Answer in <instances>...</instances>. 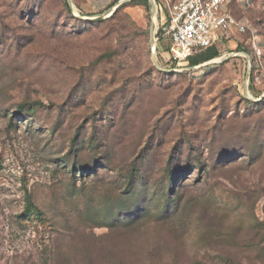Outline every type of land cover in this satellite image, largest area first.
Returning <instances> with one entry per match:
<instances>
[{
    "label": "rangeland",
    "instance_id": "374dc122",
    "mask_svg": "<svg viewBox=\"0 0 264 264\" xmlns=\"http://www.w3.org/2000/svg\"><path fill=\"white\" fill-rule=\"evenodd\" d=\"M177 1L0 0V264H264V0L195 69Z\"/></svg>",
    "mask_w": 264,
    "mask_h": 264
},
{
    "label": "built area",
    "instance_id": "2783aa9c",
    "mask_svg": "<svg viewBox=\"0 0 264 264\" xmlns=\"http://www.w3.org/2000/svg\"><path fill=\"white\" fill-rule=\"evenodd\" d=\"M231 0H178L170 8L168 19L155 27L154 40H168L169 49L165 59L170 64H189L192 56L219 45L234 28L246 32L250 27L244 19L231 14L228 4ZM246 8L253 6L252 0H244ZM264 8V4H263ZM255 32V31H253ZM253 54L248 58L260 60L264 46L254 35L251 41ZM216 60L220 58H215Z\"/></svg>",
    "mask_w": 264,
    "mask_h": 264
},
{
    "label": "trees",
    "instance_id": "16d2710c",
    "mask_svg": "<svg viewBox=\"0 0 264 264\" xmlns=\"http://www.w3.org/2000/svg\"><path fill=\"white\" fill-rule=\"evenodd\" d=\"M68 7L70 8V6L68 5ZM220 54V50H219V45H214L211 46L209 48H207L206 50L196 54L195 56H192L189 59V66L190 65H198L200 63L203 62H207L209 60L215 59L219 56Z\"/></svg>",
    "mask_w": 264,
    "mask_h": 264
},
{
    "label": "crops",
    "instance_id": "0c3cea01",
    "mask_svg": "<svg viewBox=\"0 0 264 264\" xmlns=\"http://www.w3.org/2000/svg\"><path fill=\"white\" fill-rule=\"evenodd\" d=\"M252 1H253V6H254L255 1L254 0H252ZM227 7H228L229 11L231 12V14L235 17H236L237 7L240 8L241 10H244V11L246 9H248L244 5V0H231V2L228 4Z\"/></svg>",
    "mask_w": 264,
    "mask_h": 264
},
{
    "label": "water",
    "instance_id": "95a60500",
    "mask_svg": "<svg viewBox=\"0 0 264 264\" xmlns=\"http://www.w3.org/2000/svg\"><path fill=\"white\" fill-rule=\"evenodd\" d=\"M68 2H69V4H70V6H72L71 0H68ZM154 31H155V28L153 29V33H152V38H153V40H154ZM247 56H248V58H250L249 55H247ZM220 59H221V58H220ZM220 59H218V60H216V59H212V60H209V61H207V62H205V63H203V64H200V65H193V66H191V67H189V68H193V69H195V68H197V67H199V66H201V65H204V64L215 63V62L219 61ZM245 92L248 94L247 86L245 87Z\"/></svg>",
    "mask_w": 264,
    "mask_h": 264
}]
</instances>
